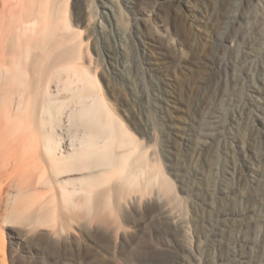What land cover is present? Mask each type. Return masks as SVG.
Instances as JSON below:
<instances>
[{
    "label": "rangeland",
    "instance_id": "1",
    "mask_svg": "<svg viewBox=\"0 0 264 264\" xmlns=\"http://www.w3.org/2000/svg\"><path fill=\"white\" fill-rule=\"evenodd\" d=\"M5 1L7 23L21 0ZM45 2L54 24L65 13L69 24L50 51L103 73L150 182L118 192L103 221L56 200L48 222L38 204L6 222L4 198L3 264H264V0ZM42 187L31 188L40 204Z\"/></svg>",
    "mask_w": 264,
    "mask_h": 264
},
{
    "label": "bare ground",
    "instance_id": "2",
    "mask_svg": "<svg viewBox=\"0 0 264 264\" xmlns=\"http://www.w3.org/2000/svg\"><path fill=\"white\" fill-rule=\"evenodd\" d=\"M46 8L45 0H21L7 23L0 16V204L7 199L5 221L12 223L31 219L37 204V221L52 220L56 200L103 221L114 198L145 191L142 182H150L142 141L117 115L103 73L77 65L80 57L66 48L50 51L55 32L69 24L66 13L54 24ZM22 14L30 18L19 21ZM66 175L75 178L58 181ZM157 177L169 194L159 168ZM32 184L46 188L50 198L40 204Z\"/></svg>",
    "mask_w": 264,
    "mask_h": 264
}]
</instances>
